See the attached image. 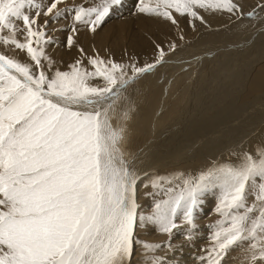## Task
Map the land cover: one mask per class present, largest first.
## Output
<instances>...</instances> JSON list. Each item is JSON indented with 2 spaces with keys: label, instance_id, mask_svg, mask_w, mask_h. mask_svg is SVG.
<instances>
[{
  "label": "snow or ice",
  "instance_id": "1",
  "mask_svg": "<svg viewBox=\"0 0 264 264\" xmlns=\"http://www.w3.org/2000/svg\"><path fill=\"white\" fill-rule=\"evenodd\" d=\"M121 4L0 0V264H133L138 245L147 264H163L148 254L172 249L177 219L191 239L201 197L212 189H219L214 211L222 219L202 262L224 264L239 248L240 264H264V145L198 176H153L144 182L152 212L140 211L141 156L130 148L137 105L126 90L169 63L184 35L154 40L143 64L78 46V26L95 33ZM200 10L264 24V0L247 12L240 0H138L136 13L177 27L176 16H186L194 28L196 20L207 23ZM69 18L70 25L50 28ZM50 31L70 33L66 46L81 59L69 70L47 53L56 43ZM149 225L169 241L139 240L137 229Z\"/></svg>",
  "mask_w": 264,
  "mask_h": 264
},
{
  "label": "bare ground",
  "instance_id": "2",
  "mask_svg": "<svg viewBox=\"0 0 264 264\" xmlns=\"http://www.w3.org/2000/svg\"><path fill=\"white\" fill-rule=\"evenodd\" d=\"M240 3L244 5L245 12H247L257 4V0H240ZM200 15L207 23L202 24L196 20L194 28L189 23L190 18L186 16L178 15V27L163 19H158L153 23H145L146 29L141 26L140 20L138 28L131 31V35L135 38L128 42L124 51L123 58L125 60L135 57L143 64L144 61H151L153 58V55L147 54V50L153 51L152 39L156 38V41L164 39L176 34L180 29L184 35V40L181 42L185 44L180 47L182 48L179 49L180 54L176 53L170 57L167 66L165 64L153 74L145 76L141 84L129 94L137 105V111H139V106H143L147 102H156L155 110L159 114V117H156V122H158L164 108L168 106L167 95L164 94L175 91L178 86H183L176 91L175 97L181 98L185 105L183 104L182 114L172 122L171 129L168 128L162 135L155 132L154 129L153 133H147L146 139H137L138 136L133 141L136 145L138 141L142 145L139 150L137 149L141 156L138 166L142 177V181L137 186V203L140 206V211L144 214H150L154 205L153 196L146 195L153 191L152 188L144 187V182H147L149 178L156 175L171 176L178 173L185 176H198L214 164L234 159V152L241 150L254 152L264 145V120L260 119L261 116H264V24L254 23L255 27H249L248 30L245 29V32H239L242 28L241 25L252 19L236 20L233 18L230 20L227 14H213L205 10H200ZM131 16L132 14L127 13L122 20ZM122 20H117V22H122ZM92 34L94 33L78 32L77 39L84 43L90 36L95 38ZM252 38H255V42L261 38L263 40L254 45L252 49H247L252 44ZM102 39L103 36L100 35L97 44H101ZM240 47L246 53L241 55L239 52H242V49L238 50ZM242 62L241 66L244 69L239 68ZM252 72L253 74H250ZM243 78L246 79L240 80ZM160 82H164L166 85L162 83L163 87H158ZM233 92L235 94H232ZM131 128L133 140L134 128L132 126ZM145 173H147L146 176ZM218 195L219 189H212L201 197L205 208L199 207L197 214H200V218L206 217L209 210L207 207ZM160 198L156 197V199ZM152 203L153 205H151ZM249 203H251V198H249ZM206 225L204 224V228ZM198 228L203 227L199 226ZM182 229L187 231L186 227ZM139 230L158 231L152 225L144 229L138 228L137 233ZM199 235L196 232L195 238L198 239ZM148 236L145 235V237ZM205 246L207 245L205 244ZM157 253L161 254V251L153 254ZM140 254L142 262L137 264H147L142 251ZM170 255L171 253L167 257ZM188 256H192V254ZM188 256L181 258L183 261L195 259V257L188 258ZM169 260L168 258L167 264L170 263L171 260Z\"/></svg>",
  "mask_w": 264,
  "mask_h": 264
},
{
  "label": "rangeland",
  "instance_id": "3",
  "mask_svg": "<svg viewBox=\"0 0 264 264\" xmlns=\"http://www.w3.org/2000/svg\"><path fill=\"white\" fill-rule=\"evenodd\" d=\"M99 2H100V0H66V3L68 5L78 4V3H87L89 6H92L93 4H97ZM45 3H47V0H45ZM136 5H138V0H133V1L122 0V4L118 8H115L112 10V12L110 14L111 17H110V15L108 17H106L102 26L99 27L98 30L94 34H92L93 36H95V38L90 36L84 41V43H81L77 39L78 46L83 47L86 50V52H88L89 54H92L94 50H98L99 54L101 56H111L117 62H127V60H125L123 58L124 51L128 45V42L135 38L131 35V31L138 28L140 20H141V26H143V27H144L145 23H148V22L153 23L158 19L162 20L161 18L156 17V16L138 15L136 13ZM64 6H65L64 4L60 5V7H64ZM124 8H126V9H124ZM126 10L129 12H127ZM130 10H131V12H130ZM127 13L132 14V16L125 19V20H122L124 17H126ZM177 17H178V15L176 16V19H177ZM117 20L118 21L122 20V22H117ZM257 20L258 19L254 18L251 21H248V22L246 21L244 23V25H241L242 28H240L239 32H245L246 30H248L249 27H253V26L255 27L254 23L255 24L261 23V22H259L260 20H258V21ZM41 21H43V17H41ZM127 23H129V24H127ZM66 24L67 25L71 24L70 18L68 20L62 19L59 21L58 25H52V26H50V28L51 27H59V26L66 25ZM182 26H183V24H182ZM78 27H79V32H89L82 25H80ZM122 28H123V32H122ZM144 28H146V27H144ZM180 31H182V29H180ZM180 31H178L176 34L174 33L172 36H167L164 39H158V41L168 40L171 38L174 39L178 36V33ZM49 34L53 35L55 37L56 43H54L53 45H51L47 48L48 55L53 57V59L56 61V67H58L60 70H65V71L69 70L68 65L74 63V61L76 59H81V57L79 56V54L77 52V48H75V47L68 48L66 46V38L70 33L67 31H64V32H59V31L52 32V31H50ZM100 35L103 36L102 43L97 44L98 43V37ZM243 36H241V38H243ZM254 39L255 38L251 39L252 44H250L249 45L250 47H248L247 49H252L254 47V45L262 42V40H263L261 38L260 40L255 42ZM154 40L156 41V38L152 39V42ZM180 42L181 41H178V39H177V43L180 45V47L183 44H185L184 42L183 43L182 42L180 43ZM251 45H252V47H251ZM180 47L178 48V51L176 53H179V49L180 50L182 49ZM241 49H242V47H240L238 50H241ZM147 51H148L147 54L149 53L148 55L154 54L153 51H150V50H147ZM241 51L242 52L238 51L241 55L246 53L244 49H242ZM55 57H57L59 59H57ZM242 64H243V62L239 66L240 69H244V67L241 66ZM165 66H167V64ZM253 72L250 74H253ZM247 77H248V75H247ZM246 78H243L240 80H244ZM142 81H143V79L138 80L133 85H130L128 87V89L126 90V94L127 93H128L127 95L131 94V91H134L133 89L138 87ZM160 83L161 84H159L158 87H163V85H166V84H164V82H160ZM162 83H163V85H162ZM182 87H183L182 85L176 87L175 91H173L171 93H165V94L163 93L164 95H167L166 103L168 102V106L164 108L163 114L161 115L160 121H158V122H156V117L157 118L159 117L158 111L155 110V108H156L155 103L156 102L153 103V101H151V102H147L148 105H147V103H145L143 106H139V111H136V113H135V115L131 121V126L134 128V133H133L134 139L131 142L130 148L133 151H138L139 148H141V146H142V145H140L141 142H139V141H138L137 145L133 142L138 136L139 137L137 139H140V138L146 139L145 136L147 135V133L148 132L153 133L154 129H155V132H158L161 135H162V133L167 131L168 128L171 129L172 122L175 121L178 118V116L182 114V110H183L184 105H185V102L183 103V100H181V98L175 97L176 91L181 89ZM170 88H172V87L170 86ZM232 94H235V93L233 92ZM167 112H169V113H167ZM153 115H155V116L153 117ZM260 119L264 120V116H261ZM149 126H151V127H149ZM139 134H144V135H139ZM216 197H214L212 199L211 204L209 205V207H207V208H209L210 211L207 209L208 213L206 214V217H203L204 219L200 218V214L196 213V220H195L196 227H195V229L191 230V239L185 240V234L187 231L183 230L182 228H184V229H185V227L187 228V225H184L180 219H177L176 222H177V224L180 225V228H179V230H174V232L171 236V244L173 245L172 249H169L167 247H161L160 250L158 249L156 251V252L161 251V254H158V253L155 254V256H159V257L163 258V264H167L168 258L172 261L171 262L169 260L170 261L169 264H172V263L173 264H201V263L204 264V262H202V259H201L202 257L206 256V252H205L204 248L208 249L211 247V245H212L211 236H212V233L214 231V226L217 224L218 221H220L222 219V217H220L219 214H217L213 210L217 204ZM151 205H153V203ZM200 207L205 208L204 203H202ZM212 207H213V209H211ZM209 213L212 217L209 215ZM202 222H203V224H202ZM204 224H207L206 228H204ZM199 226L203 227L204 229L198 228ZM149 231L148 230H139V232L137 233L139 240L141 239V241H146L149 243H156L157 242V243L162 244V245L169 241V236L167 234H161L160 232L155 231V230L153 232L150 231L151 233ZM196 232H197V234H200V235L203 232V234L201 236L199 235L200 237L198 236V239H197V238H195ZM145 235H147V236L149 235V236L145 237ZM201 237H202V239H200ZM207 241H209V243H207ZM198 242L200 245L198 244ZM205 244L207 246H205ZM246 246L247 245H245V247ZM139 248H140V250H139ZM190 248H191V250H189ZM141 251H142V249L138 245V248L136 249V252H135L136 254H134V256L132 258L133 264H137L138 262L139 263L142 262V260L140 261V258L142 256L140 254ZM169 253H171V255H170V257H167L169 255ZM152 254L149 253V255H152ZM191 254H192V256H188ZM182 256L183 257L188 256V258L195 257V259H192V260L189 259L190 261L189 260L183 261V259L181 258ZM137 257H138V259H137ZM174 261H175V263H174ZM180 261H182V262H180ZM196 261H198V262H196ZM145 262H146V260H145ZM224 264H240V249L237 248L236 250L231 251L228 254V256L224 259Z\"/></svg>",
  "mask_w": 264,
  "mask_h": 264
}]
</instances>
